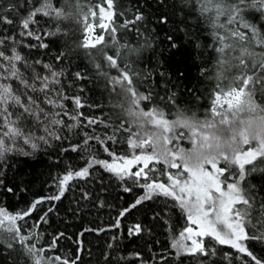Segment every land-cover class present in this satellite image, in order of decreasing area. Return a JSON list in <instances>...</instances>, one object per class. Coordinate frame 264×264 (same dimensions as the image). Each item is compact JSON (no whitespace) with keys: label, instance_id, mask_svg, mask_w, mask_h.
<instances>
[{"label":"trees","instance_id":"obj_1","mask_svg":"<svg viewBox=\"0 0 264 264\" xmlns=\"http://www.w3.org/2000/svg\"><path fill=\"white\" fill-rule=\"evenodd\" d=\"M106 1L50 0L53 7L64 9L66 15L56 18L41 13L35 17L39 22L35 27L44 36V42L49 44L47 49H37L28 47L36 43L34 39L19 35L23 31L20 21L30 9L43 4L45 0H0V15L14 21L12 25L0 24V32L3 33L0 39H6V44L0 45V49L7 48L9 52L15 50L28 64L34 65V69L21 71L25 75L34 71L47 76L48 70L43 65L51 64L53 71L61 72L62 85H54V88L62 86L64 94L70 97L67 101H60L64 110L71 113L73 98L81 95L86 105L79 112L103 121L84 131L103 136L107 126L106 134L112 135L119 124H124L123 129L115 131L117 140H123L121 143L90 140L88 145H84L82 131L76 129L74 134L67 128L57 126L58 134L65 138L52 139L47 145L41 144L34 157L10 153L15 158L8 161L12 167L4 169L5 183L8 187L16 185L17 188L14 192L0 188V205L6 206L4 209L8 212L17 214L37 200L42 201L31 210L29 216L18 220V227L23 224L24 233L38 237L31 242L48 248L44 251L45 255L59 256L57 264H65V261L69 264L73 261L75 264H198L189 254H177L171 247L173 237L187 224L185 213H181L178 207L175 210L171 208V199L167 202L163 197L146 200L129 211L142 195V188L133 187L130 178L121 180L93 163V157L106 160L130 151V145L124 139L129 135L126 131L128 119L121 107L119 88L112 83L119 72L109 67L106 58L98 54L97 50L104 47V43L92 47L85 46L84 42V30L92 18L93 9ZM113 9L117 25H123L136 15L145 17L139 32L132 26L121 27L105 48L108 55L118 53L115 56L118 62L128 63L142 78V92L153 91V102L142 103L141 107L150 109L159 106L166 115L171 113L173 117L176 110L185 111L186 114L195 112L198 117H203L210 110L216 94L215 54L207 48L212 43L210 26L203 22L197 12L191 11L192 0H113ZM163 15L168 16L167 24L159 22V17ZM257 19L258 23L264 24L259 21L258 14ZM173 29L180 47L169 50L165 36ZM190 31L200 34L197 42L204 46L203 49H196L195 42L186 41L185 33ZM48 32H55L56 35H45ZM202 51L204 54H201ZM0 67L7 69V62L0 61ZM77 72L81 73L83 79L76 78ZM173 92L175 102L165 106L159 97ZM38 95L41 98L37 100L38 107L46 112H61L59 107L41 102L43 93ZM257 100L264 102V96L257 93ZM87 104L93 106L87 107ZM56 118L66 123L73 122L62 114ZM35 134L44 135L43 126L35 129ZM77 142L80 148L72 151V146ZM19 146L31 151L28 146ZM65 148L68 150L64 151ZM110 152L113 155H109ZM158 167L165 166L161 164ZM84 168H88V174L77 177L75 173ZM69 172L72 178L61 199H47L58 194L59 179ZM247 179L264 197V171L255 172ZM126 187L133 190L126 192ZM45 212L47 222L43 223L41 217ZM120 213L124 214L121 216ZM136 225H140L141 230L131 232ZM54 238L56 242L53 245ZM24 243L26 246L28 242ZM253 245L255 254L264 257V243L253 242ZM216 248V255L205 264H212V261L230 264L223 253H232L231 264H241L236 258L235 249L218 244ZM0 264H33V259L28 257L19 243L8 248L6 243L0 242Z\"/></svg>","mask_w":264,"mask_h":264},{"label":"snow or ice","instance_id":"obj_2","mask_svg":"<svg viewBox=\"0 0 264 264\" xmlns=\"http://www.w3.org/2000/svg\"><path fill=\"white\" fill-rule=\"evenodd\" d=\"M107 6L111 8L113 0H107ZM11 10L10 8L9 11ZM100 11H103V8ZM191 11L197 12L199 17L203 18V22L210 26L209 35L212 37V43L207 45V48L215 54L213 59L216 70L214 77L216 94L210 110L203 117H198L195 112L186 114L181 110H176L173 117L171 113L166 115L164 109L159 106L145 111L141 104L153 102V91L149 89L144 93L140 90L142 78L137 76L128 63L118 62L115 58L118 53L108 55L105 51L108 47L105 41L104 47L97 50L98 54L106 58L109 67L118 70L119 76L114 77L112 83L119 85L118 95L122 100V110L132 118L131 121L129 119L127 121L129 127L126 131L129 135L124 139L131 148L140 149L141 154H133L131 158L122 155L118 158L119 163H109L93 157V163L113 172L121 180L127 176L131 179L133 187L147 189L135 200L129 211L146 200L163 197L165 202L169 199L173 201L170 205L173 210L178 207L181 213H186L188 221L199 224L197 237L208 239L193 240L192 247L188 249L190 258L198 261V264H205L210 257L216 255L217 244L235 249L236 258L241 264H264V257H258L252 250L253 242L264 243V197L260 196L256 186L247 179L255 172L264 171V167H261L264 165V102L257 100V93L264 96V24L258 23L257 19L258 14L259 21L264 22V0H192ZM41 13L56 18L66 15L64 9L53 7L50 0H45L43 4L30 9L27 16L20 21L23 31L19 32L20 36L36 41L28 45L30 48L49 47V44L44 42L40 30L35 27L39 23L35 17ZM144 19L143 15H136L123 25L113 22L108 35L114 39L115 33L121 27L129 26L135 27L139 32ZM159 22L167 24L168 16L159 17ZM13 23L12 19L0 15V24ZM45 35L54 36L56 33L48 32ZM0 36H3L2 32ZM185 37L186 41L195 42L196 49H203L204 46L197 42L200 39L199 33L190 31L185 33ZM100 39L103 40V37ZM165 40L169 50L180 47L175 39V29L170 30ZM5 44L6 39H0V45ZM201 54H204L203 51ZM0 61H6L8 65L7 69L0 67V188L7 192H14L17 188L16 185L8 187L5 183L4 169L11 168L12 165L8 161L15 158L9 154L34 157L41 144L47 145L52 139L65 138L58 134L57 126L67 128L74 134L76 129L82 131L84 145H88L90 140H96L98 143L123 142L118 141L115 135V131L124 128L123 123L116 127L112 135L106 134L107 126L103 136L84 131L85 128L98 126L103 121H98L95 116L86 117L79 112V109L86 105L81 95L73 98L71 113L64 110V105L60 101H67L70 97L64 94L62 86L54 88V85H62L60 80L62 73L53 71L51 64L43 65V68L48 70L47 76L34 71L25 75L21 69L25 71L34 69V65L28 64L19 52L15 50L9 52L7 48L0 49ZM75 76L77 79H83L79 72ZM39 93H43L42 103L59 107L61 112H46L42 107H38L37 100L41 99ZM175 99L174 92L159 97L165 106L174 103ZM92 106L87 104V107ZM61 114L68 116L73 122L66 123L62 119H57L56 117ZM137 122L138 126L134 127ZM237 122L241 126L239 132L233 127ZM145 125L159 131L149 134L144 130ZM221 125L230 129L227 144L232 148L231 155L226 153L211 157L202 155L205 149H212L211 141L214 139L219 149L220 138L214 136L213 130ZM40 126H43L44 135L35 134V129ZM21 144L30 147L31 151H25L19 146ZM161 144L163 151L158 147ZM78 148L79 142L73 145L71 150L77 151ZM194 152L201 155L200 162L193 166L188 161ZM109 155H113V152ZM161 164L165 167H158ZM221 164L223 166H218ZM134 165L142 166L132 172L131 168ZM87 174L88 168L75 173L77 177ZM71 178V172L64 175L57 184L58 194L47 199H61ZM132 190V187L124 189L126 192ZM40 203L42 201L37 200L20 213L12 215L3 210L6 206L0 205V217L8 221L5 224L0 220V242L6 243L8 248H13L19 243L28 257L33 259V264H47L40 257L43 249L37 248L36 244L31 242L38 237L28 236L23 232V224L16 227L12 221L29 216L31 210ZM51 210L50 208L49 211ZM123 214L120 213L121 216ZM41 222H47V212L41 217ZM140 230V225H136L130 231ZM192 231V228L185 226L181 235L187 232L190 236ZM25 241L28 242L26 246ZM55 242L56 238L53 245ZM179 247L181 252L178 254H183V249L187 246L181 244ZM222 255L231 264L232 253ZM55 259L59 260L60 257L57 256ZM65 264L69 262L65 261ZM212 264L216 262L212 261Z\"/></svg>","mask_w":264,"mask_h":264},{"label":"rangeland","instance_id":"obj_3","mask_svg":"<svg viewBox=\"0 0 264 264\" xmlns=\"http://www.w3.org/2000/svg\"><path fill=\"white\" fill-rule=\"evenodd\" d=\"M101 8H103V11H100ZM93 13L95 15H93ZM113 22H114V9H113V6L111 8H109L107 6V1L105 2V4H100L95 9H93L92 18L90 17V20H89V22H88V24H87V26L85 27V30H84V33H85V37H84L85 45H87V46L95 45L96 46L98 44L104 43L105 41L111 43L114 39L109 37L108 32L113 27ZM101 37H103V40L100 39ZM118 76H119V73H117L115 75V77H118ZM114 85H116L119 88L118 84H114ZM151 109L152 108L144 109V110L145 111H150ZM128 127H129V125H128ZM182 146H185V145L182 144ZM133 154L139 155V154H141V150L138 149V148L137 149H133L130 146V151H129L128 154H126V156L128 158H131L133 156ZM120 156H122V155H113V156H111L110 158H108V159H106L104 161H107L109 163H114V162L119 163L120 161H119L118 158ZM114 157H115V159H114ZM222 165L223 164L218 165V166H222ZM141 166L142 165H134V166H132L131 171L135 172ZM172 171H175V170H172ZM63 177L64 176L60 177L59 181L62 180ZM68 182H70V180ZM145 191H147V189H142V195H143V193ZM3 210L6 213H8L9 215L13 214V213L8 212L5 209H3ZM185 215H186V213H185ZM0 220H3V222L5 224L8 223L6 218L0 217ZM12 224L15 225L16 227H18V220H13ZM186 226L193 229L191 235L189 236V234L187 232H184V234L181 235V232H182V230H181L176 236L173 237V240H172V243H171V247L173 248V250L177 254L181 252V249L179 247L181 244L187 246L185 249H183V254H189L188 253V249L192 247V241L193 240H205V239H207V237H197L196 232H198L200 230V225L199 224H193L191 221L187 220ZM36 246H37V248H42L43 249V251L40 252V257L42 258L43 261L47 262V264H57V262L59 260H56L54 258L56 255H50V253H48L47 255L44 254L45 249H48V248H46L44 245H39V243H38V245L36 244Z\"/></svg>","mask_w":264,"mask_h":264},{"label":"clouds","instance_id":"obj_4","mask_svg":"<svg viewBox=\"0 0 264 264\" xmlns=\"http://www.w3.org/2000/svg\"><path fill=\"white\" fill-rule=\"evenodd\" d=\"M127 119H129L130 121L132 120L131 117H128L127 113H125ZM139 122H137L135 126H138ZM233 127L236 129L237 132H239L240 130V125L239 123L237 122L235 125H233ZM255 128V126H254ZM144 130L145 131H148L149 134H152L154 132H158L159 130L158 129H155V128H151L150 126H147L145 125L144 127ZM214 131V136H218L220 138L219 140V144H220V147L219 149L217 148V141L214 139L213 141H211L213 147L211 150H208V149H205L204 152L202 153V155H206V156H219L221 153H226L228 155H231V152H232V148L229 147V145L227 144V141L230 137V129L229 128H226L224 126H219L217 129L213 130ZM159 150L160 151H163V145H159ZM200 153L198 152H194L191 156V159L188 161L190 165H196L197 163L200 162Z\"/></svg>","mask_w":264,"mask_h":264}]
</instances>
